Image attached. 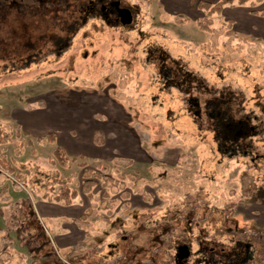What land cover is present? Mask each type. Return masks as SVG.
<instances>
[{
    "label": "rangeland",
    "instance_id": "1",
    "mask_svg": "<svg viewBox=\"0 0 264 264\" xmlns=\"http://www.w3.org/2000/svg\"><path fill=\"white\" fill-rule=\"evenodd\" d=\"M108 2L132 22L113 10L108 24L87 20L58 60L19 71L0 62V264H175L181 243L197 264V241L247 243L243 264H264V130L254 156L222 157L145 60L162 47L208 86L240 93L264 123V0L220 14L190 0ZM56 146L69 167L52 160ZM83 163L113 180L84 195ZM52 173L77 192L69 205L42 199Z\"/></svg>",
    "mask_w": 264,
    "mask_h": 264
},
{
    "label": "trees",
    "instance_id": "2",
    "mask_svg": "<svg viewBox=\"0 0 264 264\" xmlns=\"http://www.w3.org/2000/svg\"><path fill=\"white\" fill-rule=\"evenodd\" d=\"M249 1L218 0L210 4L190 0V3L210 14H220L227 5L236 3L242 6ZM112 14L114 13L108 0H0V32L3 33V36L0 35V62L5 69L19 71L48 58L58 60L69 50L73 38L87 20L102 19L107 23L110 22L108 19ZM145 60L156 66L160 91L168 92L174 88L185 96L195 124L200 130L213 134L222 157L234 159L254 156L252 138L263 134L264 123L251 113H245L241 106L243 97L240 93L237 96V93L228 88L208 86L185 63L171 57L160 46H149ZM194 92L196 96H193ZM200 98H204L202 109L206 110L205 116H202L199 109ZM45 138L55 142L52 133ZM52 160L63 168L69 167L70 162L75 161L59 146L53 149ZM79 166L83 169L80 189L87 195L103 176L87 168L84 163ZM6 167L11 170L10 166ZM45 177L53 179L54 182L50 183L48 192L42 194L43 200L69 205L77 197V192L68 188L59 175L52 173L45 174ZM103 179L113 180L110 177ZM25 183L32 184L31 181ZM54 184L59 185L56 190ZM90 214L89 210L85 216ZM197 243L199 247L194 256H198L199 264H243L249 258L247 243L236 242L233 246L209 241ZM184 245L190 251L188 258L184 260V264H187L192 251L190 245Z\"/></svg>",
    "mask_w": 264,
    "mask_h": 264
},
{
    "label": "water",
    "instance_id": "3",
    "mask_svg": "<svg viewBox=\"0 0 264 264\" xmlns=\"http://www.w3.org/2000/svg\"><path fill=\"white\" fill-rule=\"evenodd\" d=\"M113 6H116V12L117 15L120 18V23L122 25H128L132 22L133 15L130 10L126 8H119V2L112 3ZM190 254V251L188 250V247L186 245H180L176 248V254H175V262L176 264H180L182 260H186Z\"/></svg>",
    "mask_w": 264,
    "mask_h": 264
},
{
    "label": "flooded vegetation",
    "instance_id": "4",
    "mask_svg": "<svg viewBox=\"0 0 264 264\" xmlns=\"http://www.w3.org/2000/svg\"><path fill=\"white\" fill-rule=\"evenodd\" d=\"M118 7L121 8V7H120V3H119V5H118ZM111 8H112V11H113V10L115 11L116 17H118L117 12H116L117 7H116V6H113V4H111ZM118 18H119V17H118ZM119 19H120V18H119ZM181 244H182V246L184 245V243H181ZM175 264H176V262H175ZM180 264H184V260H182V262H181Z\"/></svg>",
    "mask_w": 264,
    "mask_h": 264
},
{
    "label": "crops",
    "instance_id": "5",
    "mask_svg": "<svg viewBox=\"0 0 264 264\" xmlns=\"http://www.w3.org/2000/svg\"><path fill=\"white\" fill-rule=\"evenodd\" d=\"M53 134V133H52ZM55 136V135H54ZM55 141H56V137H55ZM79 156H82V154H80ZM83 157V156H82Z\"/></svg>",
    "mask_w": 264,
    "mask_h": 264
}]
</instances>
